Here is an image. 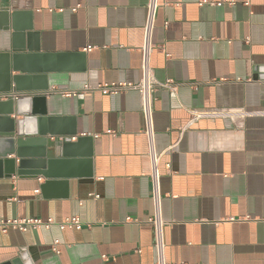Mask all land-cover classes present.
Masks as SVG:
<instances>
[{
  "label": "crops",
  "instance_id": "obj_1",
  "mask_svg": "<svg viewBox=\"0 0 264 264\" xmlns=\"http://www.w3.org/2000/svg\"><path fill=\"white\" fill-rule=\"evenodd\" d=\"M244 1L160 0L156 14L151 66L158 80L176 84L175 91L158 89L153 104L170 263L264 264V0ZM146 2L0 0V100L12 94V49L28 41L40 53L80 55L55 59L64 70L43 80L49 88L137 83ZM45 106L63 118L62 129L76 128L72 141L88 137L82 149L89 156L57 162L45 189L42 176L0 164V219L76 215L83 226L0 232V262L24 252L32 264H153L150 160L138 92H52ZM221 108L248 114L193 118V110ZM9 117L21 118L15 109Z\"/></svg>",
  "mask_w": 264,
  "mask_h": 264
},
{
  "label": "water",
  "instance_id": "obj_2",
  "mask_svg": "<svg viewBox=\"0 0 264 264\" xmlns=\"http://www.w3.org/2000/svg\"><path fill=\"white\" fill-rule=\"evenodd\" d=\"M4 27L7 26L4 24ZM78 56L40 53L30 41L27 47L20 43L12 49L11 68L8 71L12 94L8 99L0 100V164L8 171L15 170L18 175L42 176L45 182L41 187L44 189L56 179L53 167L57 162L89 156L87 150L82 149L88 137H77L72 141L77 134L76 128L68 125L62 129L59 122L63 118L50 116L45 106L49 83L43 80L48 79L50 73L64 70L61 63L56 66L55 59L62 61ZM14 109L20 119L9 117ZM48 148L54 153L51 158L47 157ZM82 152L85 154H79ZM12 154L15 158L9 159L8 156ZM15 164L16 168H13ZM0 264L32 263L27 261L23 252Z\"/></svg>",
  "mask_w": 264,
  "mask_h": 264
},
{
  "label": "built area",
  "instance_id": "obj_3",
  "mask_svg": "<svg viewBox=\"0 0 264 264\" xmlns=\"http://www.w3.org/2000/svg\"><path fill=\"white\" fill-rule=\"evenodd\" d=\"M204 2H201V4ZM220 6L222 2H209ZM232 2H230L231 4ZM245 5H248V0L244 1ZM160 0H147L146 2V18L143 25V41L140 47L141 63L140 71L141 77L137 83L124 82V81H111L97 84H84L80 90H57L56 88H49L48 93L57 92L61 96L69 97L75 96L79 91H100L103 94H119L126 90H136L140 98V110L144 122L143 132L146 136L148 143V157L150 160V180H151V203H152V215L148 218V222L153 229V245L155 249V261L153 264H174L166 260L165 256V235L164 228L169 222H167L162 214V196L160 192V171L159 162L161 153H158L155 148L154 141V120H153V104L155 101V92L160 89H168L175 91L176 84L170 80L165 79L160 81L154 74L153 67L151 66V55L155 47L152 36L155 26V19L158 9L160 8ZM166 25V24H165ZM87 49H90L87 47ZM193 118H216V117H234L244 116L248 114L244 110L234 109H208V110H193ZM84 135V134H83ZM94 198H98L97 194L93 195ZM232 221L235 218H230ZM241 219V218H238ZM243 219H249L246 216ZM57 226L60 230H80L83 226L81 219L74 215L68 216L60 221H55L53 218L42 219L40 217H9L0 219V232L6 233L9 229L25 232L28 229L37 231L40 229L50 230L52 226ZM58 244V240L53 241L54 252L59 253V250L55 248Z\"/></svg>",
  "mask_w": 264,
  "mask_h": 264
}]
</instances>
